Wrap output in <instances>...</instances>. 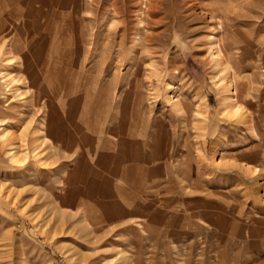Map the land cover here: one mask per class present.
Listing matches in <instances>:
<instances>
[{
    "label": "rangeland",
    "instance_id": "1",
    "mask_svg": "<svg viewBox=\"0 0 264 264\" xmlns=\"http://www.w3.org/2000/svg\"><path fill=\"white\" fill-rule=\"evenodd\" d=\"M145 1L0 0V264H264V0Z\"/></svg>",
    "mask_w": 264,
    "mask_h": 264
},
{
    "label": "bare ground",
    "instance_id": "2",
    "mask_svg": "<svg viewBox=\"0 0 264 264\" xmlns=\"http://www.w3.org/2000/svg\"><path fill=\"white\" fill-rule=\"evenodd\" d=\"M151 1H153V0H151ZM150 0H147V1H145V5L147 6V8H146V10L144 9L143 11H141L142 13H141V15H136L137 17L138 16H140V19L138 20L141 24H143L144 25V27L146 26V27H148L149 25H147L148 24V21H147V23H146V19H144V16L146 15V16H148V15H151V14H153L154 13V10H155V8H158L157 7V5H155L154 3L152 4V2H151ZM159 4V3H158ZM191 8H192V5H191ZM193 13V11L191 12V14ZM210 13L211 12H209L208 14H209V16H210ZM212 14V13H211ZM193 17H194V14L192 15ZM191 16V17H192ZM212 16V15H211ZM155 21V20H154ZM138 24V23H137ZM219 25V24H218ZM134 26V25H133ZM139 26H135V27H133V33L135 34V35H137V34H139V32H140V29L138 28ZM153 27V26H152ZM146 37H147V39L149 40V38H150V40L151 39H155V36L154 35H152V33H150L149 35H146ZM149 37V38H148ZM138 38V37H137ZM216 38V37H215ZM217 40V39H216ZM221 39H219V41H220ZM139 43V42H138ZM221 43V42H220ZM218 45V44H217ZM221 45V44H220ZM217 47V46H216ZM217 48H219V47H217ZM222 48V47H221ZM220 50V49H219ZM218 52H220V51H218ZM219 57L218 58H216L219 62H223V60H222V58L223 57H221L218 53H216ZM216 55V56H217ZM235 86V85H234ZM234 89V88H233ZM234 99H233V104H235L236 102H237V99H238V96H239V94L237 93V91H236V89L234 90ZM238 101H240L239 99H238ZM231 103H232V101H231ZM227 105H229V103L227 104ZM231 106V105H230ZM231 107H233V106H231ZM236 114H237V112H235ZM240 114V113H239ZM245 114V113H244ZM231 115V114H230ZM244 116V115H243ZM244 118V117H243ZM238 120V119H237ZM238 121H240V120H238Z\"/></svg>",
    "mask_w": 264,
    "mask_h": 264
}]
</instances>
